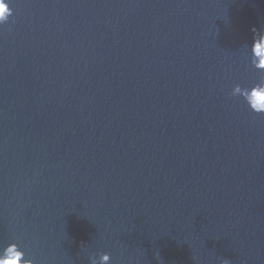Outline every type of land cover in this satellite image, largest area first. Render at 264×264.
<instances>
[{
	"label": "water",
	"instance_id": "95a60500",
	"mask_svg": "<svg viewBox=\"0 0 264 264\" xmlns=\"http://www.w3.org/2000/svg\"><path fill=\"white\" fill-rule=\"evenodd\" d=\"M0 3V254L264 264V0Z\"/></svg>",
	"mask_w": 264,
	"mask_h": 264
},
{
	"label": "clouds",
	"instance_id": "9594fccd",
	"mask_svg": "<svg viewBox=\"0 0 264 264\" xmlns=\"http://www.w3.org/2000/svg\"><path fill=\"white\" fill-rule=\"evenodd\" d=\"M10 15V11H3V3H0V25H3L6 23L8 16ZM257 51H264V36L261 37L259 40H253V43L251 45V56L255 57V54ZM243 91L245 92V95L242 98L244 104L247 106V108L256 114H264V108L257 109L253 107V99L256 97L264 98V84L262 83H256L250 88H244ZM262 102H264V99H262ZM8 247H15L14 244H10L4 249V253L0 254V264H12L11 258L7 255V248ZM17 251L19 252L20 250ZM23 258V257H22ZM18 264V262H17ZM224 264H229L227 260H225Z\"/></svg>",
	"mask_w": 264,
	"mask_h": 264
}]
</instances>
